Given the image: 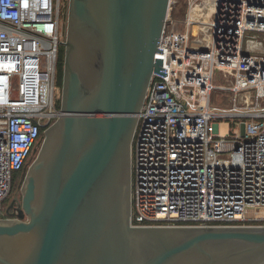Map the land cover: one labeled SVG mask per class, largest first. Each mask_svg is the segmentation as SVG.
Segmentation results:
<instances>
[{"label":"built area","instance_id":"1","mask_svg":"<svg viewBox=\"0 0 264 264\" xmlns=\"http://www.w3.org/2000/svg\"><path fill=\"white\" fill-rule=\"evenodd\" d=\"M67 13L68 0H0V219L61 112ZM158 48L166 75L152 73L137 114L130 224L264 226V0H169ZM222 117L235 118L225 134Z\"/></svg>","mask_w":264,"mask_h":264},{"label":"water","instance_id":"2","mask_svg":"<svg viewBox=\"0 0 264 264\" xmlns=\"http://www.w3.org/2000/svg\"><path fill=\"white\" fill-rule=\"evenodd\" d=\"M168 4L68 0L61 112L0 219V264H264V226L130 224L132 138L152 73L166 75Z\"/></svg>","mask_w":264,"mask_h":264},{"label":"rangeland","instance_id":"3","mask_svg":"<svg viewBox=\"0 0 264 264\" xmlns=\"http://www.w3.org/2000/svg\"><path fill=\"white\" fill-rule=\"evenodd\" d=\"M182 12H183V9H181L177 15L179 17H181ZM229 95H230V92H225V91L223 92V91L215 90L212 93L211 103L213 105H217V106L228 107L229 106ZM232 122H235V118H233V117H222V118H220V125L218 126L219 133L225 134L229 130H231L230 124ZM38 149H39V146L36 147L35 152H32V154H31L30 158L28 159L27 164L25 166L26 168H28V166L31 164V162L35 158ZM21 173H22V171L19 174H16L14 176L11 190L3 202L4 208L6 205L10 204L12 201H16V202L21 201V183H20V181L22 179Z\"/></svg>","mask_w":264,"mask_h":264},{"label":"trees","instance_id":"4","mask_svg":"<svg viewBox=\"0 0 264 264\" xmlns=\"http://www.w3.org/2000/svg\"><path fill=\"white\" fill-rule=\"evenodd\" d=\"M63 47L60 48L58 57H57V83L59 86H61V77H62V65H63ZM43 131V129H42Z\"/></svg>","mask_w":264,"mask_h":264},{"label":"flooded vegetation","instance_id":"5","mask_svg":"<svg viewBox=\"0 0 264 264\" xmlns=\"http://www.w3.org/2000/svg\"><path fill=\"white\" fill-rule=\"evenodd\" d=\"M8 205H9V204H8ZM8 205L5 206V213H6L7 217H8V214H7V206H8ZM17 205H18V202L14 201L12 207H15V206H17ZM12 211H13L12 208H10V209L8 210V212H12Z\"/></svg>","mask_w":264,"mask_h":264}]
</instances>
